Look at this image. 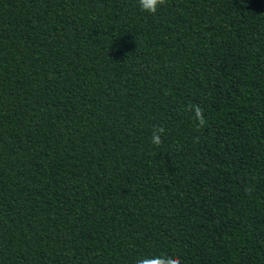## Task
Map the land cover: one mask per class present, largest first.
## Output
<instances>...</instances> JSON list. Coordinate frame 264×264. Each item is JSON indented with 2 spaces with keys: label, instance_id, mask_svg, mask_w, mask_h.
Masks as SVG:
<instances>
[{
  "label": "trees",
  "instance_id": "16d2710c",
  "mask_svg": "<svg viewBox=\"0 0 264 264\" xmlns=\"http://www.w3.org/2000/svg\"><path fill=\"white\" fill-rule=\"evenodd\" d=\"M160 254L264 264V0H0V264Z\"/></svg>",
  "mask_w": 264,
  "mask_h": 264
},
{
  "label": "clouds",
  "instance_id": "9594fccd",
  "mask_svg": "<svg viewBox=\"0 0 264 264\" xmlns=\"http://www.w3.org/2000/svg\"><path fill=\"white\" fill-rule=\"evenodd\" d=\"M167 0H138L140 10L153 16L157 14L161 6H165ZM189 110L193 113V118L198 122L200 127L206 123L203 109L199 105H190ZM165 128L162 126H154L150 142L159 147L162 144V136L165 134ZM136 264H181L179 257L169 256L167 254L144 256L137 260Z\"/></svg>",
  "mask_w": 264,
  "mask_h": 264
}]
</instances>
